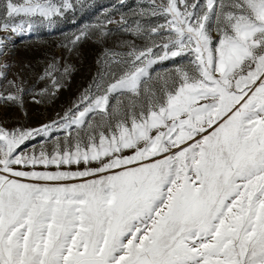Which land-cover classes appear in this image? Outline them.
<instances>
[{
	"label": "snow or ice",
	"instance_id": "1",
	"mask_svg": "<svg viewBox=\"0 0 264 264\" xmlns=\"http://www.w3.org/2000/svg\"><path fill=\"white\" fill-rule=\"evenodd\" d=\"M77 7L0 0V264H264V0H137L63 115L7 126L73 71L9 79L14 37Z\"/></svg>",
	"mask_w": 264,
	"mask_h": 264
},
{
	"label": "rangeland",
	"instance_id": "2",
	"mask_svg": "<svg viewBox=\"0 0 264 264\" xmlns=\"http://www.w3.org/2000/svg\"><path fill=\"white\" fill-rule=\"evenodd\" d=\"M83 3L85 7L67 11L63 17L57 18L51 28L37 25L32 32L14 37V47L10 52L12 68L9 79L20 73L26 80L25 86L38 92L47 86V82L38 80V77L52 56H63L73 66V71L67 78L61 76L63 86L54 98L45 97L42 102L35 103L31 94H28L23 106L3 107L2 113L7 126L23 124L37 127L63 115L92 83L100 67L98 61L105 50L114 48L120 39H129L117 31L118 25L115 22L107 25L111 33L106 39L101 38L95 26L104 24L109 18L119 21L122 15L130 16L137 0H124V3L121 0H83ZM84 29L88 30V38L79 42L76 53L69 58L63 45ZM160 67L166 68L168 65Z\"/></svg>",
	"mask_w": 264,
	"mask_h": 264
}]
</instances>
